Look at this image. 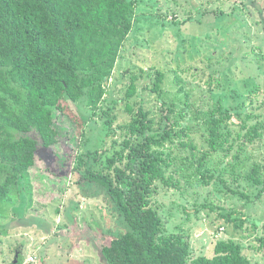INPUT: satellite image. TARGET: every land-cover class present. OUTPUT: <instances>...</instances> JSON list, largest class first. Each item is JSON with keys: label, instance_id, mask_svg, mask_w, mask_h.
Wrapping results in <instances>:
<instances>
[{"label": "rangeland", "instance_id": "374dc122", "mask_svg": "<svg viewBox=\"0 0 264 264\" xmlns=\"http://www.w3.org/2000/svg\"><path fill=\"white\" fill-rule=\"evenodd\" d=\"M137 2L136 22L106 86L104 103L94 110L85 103L74 104L64 95L63 112L69 118L58 115V124L68 131L69 137H62L63 154L59 158L53 154L46 162L50 170L40 162L14 187L13 198L0 205V264H12L15 251L20 248L22 264H107L100 249L127 231L123 218L100 195L98 185L85 183L75 171L68 174L64 183L50 175L60 173L63 169L60 163L67 160L71 169L78 167L82 160L77 161V157L95 149L101 150L99 154L105 162L109 152L114 151L113 142L120 145L124 141L119 133L103 145L93 129L101 128L100 111L113 106L114 100L119 102L115 105L114 128L129 122L123 100L133 77L137 78L139 93L133 99L137 102L136 109L144 106L156 121L160 120L161 98L151 89L157 72H162L161 88L168 104L175 101L180 109L188 92L191 109L187 111L191 114L201 109L207 111L218 101L232 111L237 108L243 111L247 108L243 102L252 96L250 112L264 123V0ZM95 111L99 116L93 124ZM189 123L195 133L201 130L196 126L200 121ZM261 134L262 138L242 149L234 145L229 158L218 156L207 166L214 172L217 161L223 159L222 168L231 172L232 165L237 164L239 182L227 175V187L218 180L209 186L202 185L205 169L199 173L197 165H190L194 158L189 149L175 148L176 166L187 177L185 180L180 174L175 176L181 181L183 192L174 188L166 191L160 184V194L153 198L152 205L160 211L168 234L188 238L191 260L213 258L218 241L233 239L245 246L243 254L251 264H264V250H261L264 194L258 198L262 188H254L248 179L256 167L264 180V130ZM194 138L201 150L207 148L201 135ZM238 151L241 158L236 161L234 156ZM182 160H185L183 165ZM68 169L66 166L65 170ZM237 186L247 199L228 192V188L235 191ZM231 212L232 220H245L243 227L220 219Z\"/></svg>", "mask_w": 264, "mask_h": 264}, {"label": "trees", "instance_id": "16d2710c", "mask_svg": "<svg viewBox=\"0 0 264 264\" xmlns=\"http://www.w3.org/2000/svg\"><path fill=\"white\" fill-rule=\"evenodd\" d=\"M137 8V0H0V205L13 198L14 187L40 162L47 166L53 154H63L62 137H69L58 124V115L68 117L63 112L64 95L72 103H85L94 110L104 103L106 86L133 31ZM163 80L162 72H157L151 89L161 98L159 121L144 106L136 109L133 99L139 93L137 78L133 77L123 100L129 122L114 128L115 105L119 104L114 100L113 106L100 111L101 128L93 129L103 145L119 133L124 141L120 145L113 142L114 151L105 162L101 150L95 149L77 157V161L82 160L78 167L71 169L67 160L60 163V173L50 172V176L64 183L75 171L85 183L98 185L100 195L123 218L127 231L100 249L107 264H251L243 254L245 246L233 239L218 241L213 258L191 260L190 241L184 235L167 233L152 200L160 194V184L166 191L174 188L183 192L181 181L175 178L180 174L187 179L176 166L173 154L177 147L191 151L194 161L190 165H197V172L205 169L202 185L218 180L227 187V175L239 182L237 164L232 165L231 172L222 168L223 159L217 161L214 172L207 166L218 156L229 158L234 145L242 149L262 138L264 123L249 109L253 97L243 102L247 107L243 111H232L218 101L213 108L198 110L193 116L187 111L191 109L188 92L180 109L175 101H165ZM181 91L185 92L183 88ZM96 116L95 111L93 124ZM256 119L257 124L251 125ZM192 120L200 121L196 125L200 131L195 133L189 123ZM197 135L202 136L206 149L201 150L194 141ZM239 151L234 156L236 161L241 158ZM259 172L255 167L248 176L254 188H262L258 198L264 194ZM237 188H228V192L247 199L240 186ZM231 217L232 212L220 219L244 226L245 220ZM17 251V264H22L23 251Z\"/></svg>", "mask_w": 264, "mask_h": 264}, {"label": "water", "instance_id": "95a60500", "mask_svg": "<svg viewBox=\"0 0 264 264\" xmlns=\"http://www.w3.org/2000/svg\"><path fill=\"white\" fill-rule=\"evenodd\" d=\"M22 250H21V248L20 249H18V251L17 252H21ZM18 263V253L16 254V256H15V260H14V262L12 263V264H17Z\"/></svg>", "mask_w": 264, "mask_h": 264}, {"label": "built area", "instance_id": "2783aa9c", "mask_svg": "<svg viewBox=\"0 0 264 264\" xmlns=\"http://www.w3.org/2000/svg\"><path fill=\"white\" fill-rule=\"evenodd\" d=\"M32 261H33V259H32Z\"/></svg>", "mask_w": 264, "mask_h": 264}]
</instances>
